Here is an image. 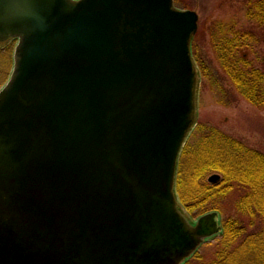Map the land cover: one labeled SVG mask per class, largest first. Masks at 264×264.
I'll return each mask as SVG.
<instances>
[{"label": "water", "instance_id": "water-1", "mask_svg": "<svg viewBox=\"0 0 264 264\" xmlns=\"http://www.w3.org/2000/svg\"><path fill=\"white\" fill-rule=\"evenodd\" d=\"M197 20L173 0H0V264H182L221 231L173 193Z\"/></svg>", "mask_w": 264, "mask_h": 264}, {"label": "trees", "instance_id": "trees-1", "mask_svg": "<svg viewBox=\"0 0 264 264\" xmlns=\"http://www.w3.org/2000/svg\"><path fill=\"white\" fill-rule=\"evenodd\" d=\"M173 1L180 7L179 0ZM239 7L246 27L236 28L234 20H217L208 26L212 51L233 93L226 91L220 83L216 84L226 102L231 103L237 94L255 108L264 110V56L259 57L256 53V48L264 46V0H239ZM243 46H250L253 55L250 60L245 53L240 55L237 52ZM191 53L199 73L208 77L206 70L212 72V69L199 59L193 40ZM210 77L217 81L213 72ZM211 136L215 139L212 145L216 149V157L204 158L205 154H200L205 150L202 148L197 151L196 159L190 155V166L178 170V188L187 192L186 209L196 206V217L208 211L221 215L222 201L234 187L242 188L244 201L237 202L233 215L221 222L220 239L213 244L203 243L183 264H264V154L215 129H208L202 139L207 140ZM182 165L181 159L179 166ZM212 169L220 174V181L212 186L200 185L204 173ZM194 213L190 214L193 216Z\"/></svg>", "mask_w": 264, "mask_h": 264}, {"label": "rangeland", "instance_id": "rangeland-1", "mask_svg": "<svg viewBox=\"0 0 264 264\" xmlns=\"http://www.w3.org/2000/svg\"><path fill=\"white\" fill-rule=\"evenodd\" d=\"M179 3L180 7H175L178 9L191 10L197 14V31L192 37V40L196 46L199 59L205 61V64L212 69V72L217 79L216 82H214V78L211 79V70H206L207 75H209L208 77H202L199 73V67L196 65L192 57L193 63L198 72V81L195 90V122L186 134L180 147L176 161L173 185V193L178 209L192 224L195 222V218L198 217H196L198 211H196L195 214L194 209L196 206L190 207V209L187 210V206L184 205L187 200V192L179 190L178 188V170L190 166V155L195 157L202 148L205 150L200 154H205L204 158L216 157L217 152L212 145V142L215 143V139H213L212 136L207 140L202 139L203 135L207 134L208 129H215L232 140H238L247 147L264 154V110L255 108L237 94H234L236 99L231 103L226 102V97L223 96L216 84L217 82L220 83L226 91L233 93V89L220 70L212 51L209 42L208 26L212 25V23L217 20L228 22L234 20L236 21V28L246 27L247 25L245 24L243 13L239 9V0H179ZM181 3L184 4L186 8L182 7ZM13 46L14 44L12 43L5 46L3 49H0V89L4 86L10 74ZM237 52L240 55L245 53L248 60H250V57H253L250 53V46H243V48L237 49ZM257 52L259 57L262 55L264 56V46L261 45L256 48V53ZM204 127L206 129H203ZM181 159L183 165L180 167L179 163ZM213 175L218 177L217 180L209 182V178ZM220 179V174L216 169H212L206 172V174L204 173V176L200 180L202 182L200 185L205 184L206 186L207 184L208 186H212L217 184ZM204 188L205 187L202 186V191H204ZM243 194L241 187H234L231 189L229 195H227L226 199L222 201V214L220 215L218 213L220 223L231 214L233 215V209H235L236 203L244 201L241 198ZM191 212L194 213L193 216L190 214ZM209 212L212 211H208L207 213ZM219 235L211 238L207 243L213 244L220 239Z\"/></svg>", "mask_w": 264, "mask_h": 264}, {"label": "flooded vegetation", "instance_id": "flooded-vegetation-1", "mask_svg": "<svg viewBox=\"0 0 264 264\" xmlns=\"http://www.w3.org/2000/svg\"><path fill=\"white\" fill-rule=\"evenodd\" d=\"M10 44H11V41H9V42H7V43L1 45V46H0V49H3L5 46L10 45Z\"/></svg>", "mask_w": 264, "mask_h": 264}]
</instances>
